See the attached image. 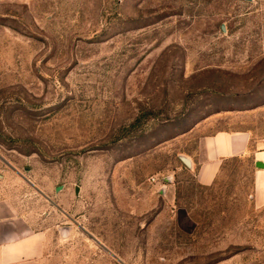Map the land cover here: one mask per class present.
<instances>
[{
    "label": "rangeland",
    "instance_id": "obj_1",
    "mask_svg": "<svg viewBox=\"0 0 264 264\" xmlns=\"http://www.w3.org/2000/svg\"><path fill=\"white\" fill-rule=\"evenodd\" d=\"M262 101L264 0H0V201L47 264H264L253 155L211 186L180 160Z\"/></svg>",
    "mask_w": 264,
    "mask_h": 264
},
{
    "label": "crops",
    "instance_id": "obj_2",
    "mask_svg": "<svg viewBox=\"0 0 264 264\" xmlns=\"http://www.w3.org/2000/svg\"><path fill=\"white\" fill-rule=\"evenodd\" d=\"M262 113L264 101L242 109L224 110L211 114L183 135L182 138L195 140L194 148L185 154L191 165L184 167L195 173L200 185L211 186L228 160L252 154L257 162L264 163V151L251 152L252 145L258 144L251 122ZM263 181L261 171L258 186ZM156 188L164 191L166 184L159 183ZM46 233L33 231L13 205L0 201V264H47ZM62 233L68 234L69 230Z\"/></svg>",
    "mask_w": 264,
    "mask_h": 264
},
{
    "label": "water",
    "instance_id": "obj_3",
    "mask_svg": "<svg viewBox=\"0 0 264 264\" xmlns=\"http://www.w3.org/2000/svg\"><path fill=\"white\" fill-rule=\"evenodd\" d=\"M245 1H249V2H251L252 0H245ZM180 160L183 162V164L186 166V167H190V161H189V159L188 158H186V157H180ZM257 167H259V168H262V169H264V163H262V162H257ZM27 182H29L28 180H27ZM30 183V182H29ZM75 194H76V196H79V188L77 187L76 188V190H75ZM62 230H69V228H63Z\"/></svg>",
    "mask_w": 264,
    "mask_h": 264
},
{
    "label": "trees",
    "instance_id": "obj_4",
    "mask_svg": "<svg viewBox=\"0 0 264 264\" xmlns=\"http://www.w3.org/2000/svg\"><path fill=\"white\" fill-rule=\"evenodd\" d=\"M217 94L220 95L221 92L218 91ZM250 94H251V93H250ZM224 110H233V109H218V110H216V111L210 113L209 116H210L211 114L219 113V112L224 111ZM188 131H189L188 129H185V130L181 131L180 134H185V133L188 132ZM184 168H185V167H184ZM185 169H186V168H185Z\"/></svg>",
    "mask_w": 264,
    "mask_h": 264
},
{
    "label": "flooded vegetation",
    "instance_id": "obj_5",
    "mask_svg": "<svg viewBox=\"0 0 264 264\" xmlns=\"http://www.w3.org/2000/svg\"><path fill=\"white\" fill-rule=\"evenodd\" d=\"M28 172H29V170H28ZM41 195H43L44 196V194L40 191V190H37ZM57 191V190H56ZM45 198H47L46 196H45Z\"/></svg>",
    "mask_w": 264,
    "mask_h": 264
}]
</instances>
